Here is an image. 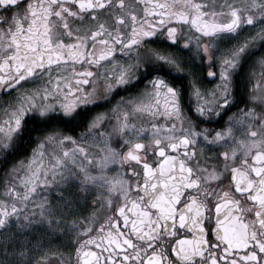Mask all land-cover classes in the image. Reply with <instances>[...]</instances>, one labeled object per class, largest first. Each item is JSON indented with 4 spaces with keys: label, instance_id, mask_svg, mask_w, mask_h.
I'll use <instances>...</instances> for the list:
<instances>
[{
    "label": "snow or ice",
    "instance_id": "obj_1",
    "mask_svg": "<svg viewBox=\"0 0 264 264\" xmlns=\"http://www.w3.org/2000/svg\"><path fill=\"white\" fill-rule=\"evenodd\" d=\"M166 42L167 51L153 47ZM188 49L212 65L210 88L183 67L181 51ZM109 62L110 68L92 70ZM245 63L256 83L244 106L222 128L201 127V120L219 123L239 103L234 77ZM165 69L191 75V117L181 89L161 74ZM146 75L151 78L139 88ZM32 82L42 86L20 90ZM117 92L126 95L92 114ZM0 93L6 97L0 161L27 151L31 132L45 133L3 173L0 229H29L37 215L49 228L74 229L63 217L79 195L65 191L75 183L84 190L99 185L110 208L112 197L118 199V216L99 228L81 225L88 238L78 233L74 260L53 253L58 264H264V0H0ZM113 117L119 149L111 147L112 133L95 132ZM158 117L166 122H155ZM72 120L87 124L79 138L55 127ZM85 136L104 145L103 156L94 158L77 142ZM69 143L72 148L64 147ZM221 147L226 150L216 151ZM110 164L121 171L107 176ZM61 186L55 207L41 196ZM41 246L37 241L36 249ZM8 255L0 264H30L34 253L22 247L24 259ZM34 264H50L49 253Z\"/></svg>",
    "mask_w": 264,
    "mask_h": 264
},
{
    "label": "flooded vegetation",
    "instance_id": "obj_2",
    "mask_svg": "<svg viewBox=\"0 0 264 264\" xmlns=\"http://www.w3.org/2000/svg\"><path fill=\"white\" fill-rule=\"evenodd\" d=\"M162 2V0H161ZM142 7L140 8V12L142 14ZM171 42H166L164 44H154L153 47H159L165 51H167L168 46ZM229 44L231 41L228 42ZM223 47H226L227 45H222ZM181 56L185 63L183 64V67L185 69L190 70V72L196 76L199 77V83L201 86L210 88L213 84L216 83L215 79H212L211 77L207 76V71L209 67H212V65L208 64L206 62L207 58L205 57L203 60L198 59L195 56L193 49H188L181 51ZM115 60L117 62L123 60L122 54L117 50L114 53ZM112 67L111 62L107 64H102L100 68H97L96 66H93L92 70L95 72L103 71L105 68ZM69 73L71 72V67L68 68ZM218 71V70H217ZM249 66L247 63L244 64V66L237 70V73L234 77V95L236 99L239 101V103L234 104L233 107L229 108L228 111L224 114V117L220 119L219 123H205L203 120L200 121L201 127H208V128H222L224 127L223 119H226L228 115H230L233 112H236L239 108L244 106L245 101L247 100L249 94H250V88L252 84L256 83L255 80H252L249 82L248 74H249ZM63 75V73H60ZM162 75H165L170 82H172L173 86L179 87L181 89V103L185 109V113L188 116L193 115V109L195 107L196 101L195 97L191 95L192 92V84H191V75L187 72H169L167 69H165L162 73ZM57 75L55 71L52 73V77ZM150 76H145L144 79L140 82L138 85L139 88H143L144 81L150 79ZM218 79V76H217ZM44 80L47 81L48 77H44ZM42 85L39 82H32L29 84H22L21 91H23L24 88H36L41 87ZM75 86V85H74ZM89 87H91L89 85ZM15 93H10L9 95H14ZM126 95L124 92H117L114 97L109 101L108 104H99L95 109H92L91 112L94 114L95 112L104 111L107 108H110L111 105L116 103V100L120 97ZM6 99L3 93H0V101ZM249 107H253V105L249 104ZM194 118V117H193ZM6 119L3 111V107L0 106V120ZM131 122V121H130ZM155 122H158L160 124H163L166 122L165 118L158 117ZM115 117H113L110 120L104 121L103 127L98 128L95 130L96 133H99L101 131L112 133L111 135V147L119 149L121 146V138L119 135L113 132V126L115 125ZM27 124L29 127H45L47 130V126L43 125H37L34 124L32 120H28ZM87 124L85 123H78L77 120L72 121H60L58 123H55V127L59 130H62L65 134L73 135L77 138H79V134L84 131ZM45 133L33 131L29 135L33 138L31 143H27L25 145L27 151L21 150L18 155L14 157H10L9 161L7 163L0 161V180L3 179V173L7 167L10 166V164L14 160H19L24 156L30 155L31 150L33 147H35L36 141L34 138L37 136H42ZM239 134V133H237ZM143 139L145 141L148 140L147 136H144ZM78 143L81 144L82 147L87 148L88 152L94 157L98 158L103 156V152L100 151L104 145L98 144L94 141V139L90 136H85L83 141L77 140ZM92 146H95L97 148V151L92 149ZM64 147L72 148V144H66ZM199 149V146H197V150ZM226 149L221 147L219 149H216V151H225ZM124 151H127V147L124 148ZM207 155V153L205 154ZM237 163H239V160H237ZM90 171L93 174L98 173V169L95 165H93L90 169ZM118 171H121L118 165H112L108 166L106 169V175L111 177L115 175ZM230 175V174H229ZM228 180H222L221 183L224 185L228 184ZM2 190V189H0ZM52 190L54 191V197L55 199V205L57 204V197L58 194L63 190V187L57 188L52 187ZM72 192L76 195H79L78 202L74 203L73 211L71 215H67L63 217V220L66 222H75L77 224V227L74 229H69L67 227L66 223H60L59 225H55L53 227L54 230L47 229L45 227L44 223H40V220H37V222L32 224V226L29 229L25 230H19L16 229L15 224L12 225L11 228L8 229H0V261H3L5 259L6 253L8 255V259L11 261H16L18 259H24L25 257H20L19 253L21 251V248H28L30 252L34 253L33 256L28 257L27 259L30 260V264H34L35 259L39 258V256L44 252L47 251L50 256V264H58L59 258L53 256V253L63 252L65 259H68L69 254H71L73 260L75 259V248L78 246V240L77 235L80 233V239H87V236H84L81 233L80 226L83 225V227H91L92 224L95 225V228H99V225L103 223L106 219L109 217L116 218L118 214L114 215L115 207L118 206V199L113 196V206L110 208V206L107 203V200L109 199L107 191L102 190L99 185H92L87 190H84L81 188V185L79 183L70 184V187L68 191H65V196L68 195V192ZM41 192V196H42ZM103 196L104 199L101 200L100 197ZM93 201H97L95 205H93ZM31 211V209H30ZM38 217V216H36ZM35 217V218H36ZM87 218L89 221H91V224H85L84 219ZM120 224L121 227L123 225V219L120 218ZM207 226V225H206ZM63 231V234L61 232ZM92 236H98L99 234L96 231L91 232ZM179 237H177L178 239ZM211 238V237H210ZM25 239L27 240V243H25ZM39 241L41 243V248L39 250L36 249L35 244ZM175 241H171V243H174ZM91 249L93 251H97L95 245L91 246Z\"/></svg>",
    "mask_w": 264,
    "mask_h": 264
},
{
    "label": "rangeland",
    "instance_id": "obj_3",
    "mask_svg": "<svg viewBox=\"0 0 264 264\" xmlns=\"http://www.w3.org/2000/svg\"><path fill=\"white\" fill-rule=\"evenodd\" d=\"M92 149L93 150H95V151H97V148L95 147V146H92ZM109 166H111V164L109 165ZM61 187H63V186H61ZM42 196H46L47 197V199L50 201V203L52 204V205H54L56 202H55V197H54V191L52 190V188L51 189H49V190H47V191H42ZM38 217H36L35 218V220H34V224L37 222V220H40V217H39V215H37ZM45 224V227L47 228V229H50V230H54L53 228H49L48 226H47V223L45 222L44 223Z\"/></svg>",
    "mask_w": 264,
    "mask_h": 264
}]
</instances>
